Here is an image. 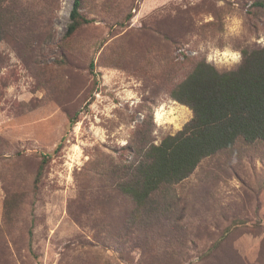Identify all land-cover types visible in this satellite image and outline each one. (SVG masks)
<instances>
[{"label": "rangeland", "instance_id": "rangeland-1", "mask_svg": "<svg viewBox=\"0 0 264 264\" xmlns=\"http://www.w3.org/2000/svg\"><path fill=\"white\" fill-rule=\"evenodd\" d=\"M256 0H3L0 264H264V141L239 137L138 206L119 182L193 111L196 64L264 46ZM61 144L59 150L57 146ZM44 153H52L37 192Z\"/></svg>", "mask_w": 264, "mask_h": 264}, {"label": "trees", "instance_id": "trees-1", "mask_svg": "<svg viewBox=\"0 0 264 264\" xmlns=\"http://www.w3.org/2000/svg\"><path fill=\"white\" fill-rule=\"evenodd\" d=\"M81 5L82 0H74L67 35L88 21ZM251 6L264 9V0H256ZM171 94L193 111V117L176 134L152 144L119 182L120 189L141 207L163 186L184 180L205 157L233 146L239 137L248 142L264 141V46L245 48L242 63L232 70L221 71L199 61ZM51 157L52 153L43 154L35 192Z\"/></svg>", "mask_w": 264, "mask_h": 264}, {"label": "clouds", "instance_id": "clouds-1", "mask_svg": "<svg viewBox=\"0 0 264 264\" xmlns=\"http://www.w3.org/2000/svg\"><path fill=\"white\" fill-rule=\"evenodd\" d=\"M217 56L224 57L226 58V62L231 61L234 64H238L242 59L238 50L227 49L222 52H216L213 55L207 57L208 62L215 60Z\"/></svg>", "mask_w": 264, "mask_h": 264}]
</instances>
